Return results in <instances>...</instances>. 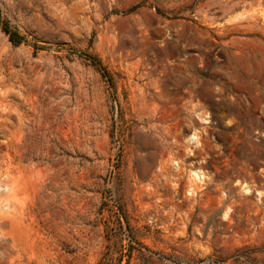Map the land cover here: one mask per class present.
I'll return each instance as SVG.
<instances>
[{"label": "rangeland", "instance_id": "rangeland-1", "mask_svg": "<svg viewBox=\"0 0 264 264\" xmlns=\"http://www.w3.org/2000/svg\"><path fill=\"white\" fill-rule=\"evenodd\" d=\"M0 264H264V0H0Z\"/></svg>", "mask_w": 264, "mask_h": 264}, {"label": "bare ground", "instance_id": "bare-ground-1", "mask_svg": "<svg viewBox=\"0 0 264 264\" xmlns=\"http://www.w3.org/2000/svg\"><path fill=\"white\" fill-rule=\"evenodd\" d=\"M238 26H239V25H238ZM175 82H176V81H175ZM21 112H22V111H21ZM19 115H20V113H19ZM24 115H25V114H24ZM26 115L28 116L27 113H26ZM19 118H20V117H19ZM19 118H18V119H19ZM24 118H25V117H24ZM22 119H23V118H22V116H21V119H19V120L21 121V123H20V128H21V129H23V126L26 125V124L23 122L24 120L22 121ZM25 119H26V118H25ZM26 121H27V120H25V122H26ZM18 122H19V121H18ZM26 126H27V125H26ZM18 127H19V126H18ZM22 133H23V132H22ZM190 136H191V135H190ZM189 138H190V137H189ZM191 138H194V135H193V134H192ZM195 175H197V174L195 173Z\"/></svg>", "mask_w": 264, "mask_h": 264}, {"label": "trees", "instance_id": "trees-1", "mask_svg": "<svg viewBox=\"0 0 264 264\" xmlns=\"http://www.w3.org/2000/svg\"><path fill=\"white\" fill-rule=\"evenodd\" d=\"M17 36H18V33L16 32V31H9V38L11 39V40H15V38H17Z\"/></svg>", "mask_w": 264, "mask_h": 264}]
</instances>
